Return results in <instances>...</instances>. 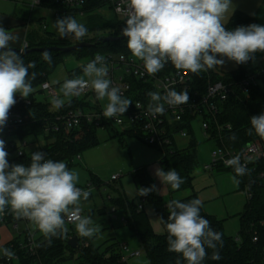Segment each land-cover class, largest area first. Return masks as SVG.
<instances>
[{
  "label": "clouds",
  "instance_id": "9594fccd",
  "mask_svg": "<svg viewBox=\"0 0 264 264\" xmlns=\"http://www.w3.org/2000/svg\"><path fill=\"white\" fill-rule=\"evenodd\" d=\"M38 0H33V6ZM232 0H127L125 27L121 34L126 38L131 54L143 62L149 75L160 72L171 63L176 69L198 74L225 64V59L237 65L255 59L256 53H264V25L250 24L226 28L225 17L233 13ZM60 38L80 40L88 32L87 27L71 15L57 18L53 23ZM19 36L0 26V130L6 126L10 109L17 103V93L27 99L33 92L29 69L35 62L25 64L24 48H12ZM42 58L51 63L47 50ZM106 58L97 54L82 66L83 76L65 79L60 87L64 98L78 97L89 86L97 100L107 99L103 116L106 119L123 115L132 101L124 98L119 87L108 79ZM33 74V78H34ZM84 77H87L85 79ZM148 112L163 114L165 105L176 107L189 101L188 92L167 89L163 95L148 92ZM58 108L64 100L54 98ZM137 107V106H136ZM250 132L264 138V112L249 118ZM5 141L0 139V213L10 207L15 217L27 219L45 237L67 232L66 220L75 225L79 237L91 238L99 232L91 216L81 215L82 200H87L90 190L77 186L79 173L70 170L63 161L48 158L46 152L31 153L28 165L9 163ZM239 175L244 168L235 160H229ZM155 176L162 185L178 190L184 179L176 171L155 168ZM156 185L140 187L138 196L158 192ZM202 201L171 200L167 204V244L171 252L181 254L187 264H202L207 256L206 248L215 249L222 243V234L213 230L210 222L200 214ZM6 256L11 250L4 249ZM213 258H218L214 253ZM179 264V261L177 262Z\"/></svg>",
  "mask_w": 264,
  "mask_h": 264
},
{
  "label": "trees",
  "instance_id": "16d2710c",
  "mask_svg": "<svg viewBox=\"0 0 264 264\" xmlns=\"http://www.w3.org/2000/svg\"><path fill=\"white\" fill-rule=\"evenodd\" d=\"M49 6H52V8L57 7L54 4ZM102 6L103 3L92 0L83 8L86 15L79 18L85 19L83 24L87 27L88 32H97L102 29L111 28L114 30L112 36L120 35L121 30L125 27V21L118 19L116 15L106 18L101 14L94 13ZM253 23H255L253 16L241 10H236L225 26L227 29L232 30L237 26H247ZM101 39L102 37L95 36L86 40L92 42V45L70 51L50 50L48 52L51 54V63L46 62L42 58L44 51H30L23 54L25 64L35 62V66L29 69V79L33 87V92L28 97L31 103L27 104L16 99L17 103L12 109L29 114L32 122L26 127L16 129L15 134L18 137H25L29 134L36 136L40 134L46 135L44 133L43 121L45 120V116H51L52 113L49 110L48 103L36 99L35 94L37 91L42 92L40 89L41 83L48 80L49 73L65 57L75 55L81 58L90 54L94 55L98 48H101L102 54H131L127 48L126 38L109 42H103ZM27 41L28 47L26 49L49 46L68 47L73 45L67 39L60 38L54 32L46 29L43 31H31ZM169 67L173 70L176 69L172 64ZM255 68L249 61L246 64L238 66L233 72L218 73L212 68L201 71L198 74L191 73L193 76L190 90L192 94L195 91L199 95L205 94L209 80L231 84L232 92L227 100L218 103L219 114L217 115L218 124L222 126L230 124L231 126L229 131H224L223 133V141L230 148H241L250 141L257 139L264 149V138L249 131L251 128L249 118L264 112V87L260 85L252 86L249 92H244L240 86V81L248 73L254 71ZM80 70H82V66L71 70L69 74L71 76ZM33 74H35L34 78ZM76 107L85 109L89 108L90 104L85 100L73 99L65 102L60 108L61 111H66L67 109ZM193 117L192 115H188L186 117L187 123L184 124L191 135L189 144L183 149H179L177 146H173V148L166 147V155H161L160 158L161 167L165 171L176 169L184 179V183L176 191H191L189 195L178 199L182 202L199 199L193 187V173L198 166L197 147L199 144L192 131L191 119ZM106 129L114 130L115 128L107 126ZM98 130L99 128L94 124L84 122L81 137L74 138L72 141H64L63 132L49 133L46 137L53 141L46 145L44 151L47 153L48 158L55 161H65L67 165H71L78 154L99 143ZM211 133L217 139L216 132L212 131ZM124 134L139 138L131 132ZM112 136L116 137L118 133ZM216 142H218V139ZM157 149L162 152V149ZM30 159L31 155L25 154L22 157L11 159L9 163L28 165ZM217 169L233 171L237 177L239 186L242 189L247 187L252 195L247 198L243 210L239 214L240 229L235 237L226 234L224 231V220L205 212L202 203L200 209L201 216L210 222L213 230L222 234V243H217L215 249L206 248L207 256L202 261V264H264V156L257 162L256 169H247L243 175L237 174L232 169ZM133 178L138 189L140 187L155 185L146 166L133 172ZM139 198L140 202L143 201V206L147 203L155 210L163 227V233L157 234L154 232L146 211L138 209V204L134 200L126 201L123 198H118L114 201L113 205L115 210L120 209L123 211L127 220L126 225L141 241L142 248L150 264H177L178 261L179 264H187L181 254L171 252L168 249L167 231L163 222L167 221L169 215L167 209L168 203L157 192H152L147 196H139ZM4 212L6 214L5 224L19 223L20 219L14 216L10 207H6ZM161 217H163V221ZM69 236L73 235L66 232L58 236L37 237V254L32 255L21 251L19 260L12 264H34L38 261H41L43 264H72L74 260H77L78 264H124L122 253L124 244H120L115 239H109L100 245H96L91 238L79 237V240L88 242V246L73 248L67 243ZM255 237L257 239H254ZM12 241L19 242L20 240L15 239ZM214 253L218 254V258H213Z\"/></svg>",
  "mask_w": 264,
  "mask_h": 264
},
{
  "label": "built area",
  "instance_id": "2783aa9c",
  "mask_svg": "<svg viewBox=\"0 0 264 264\" xmlns=\"http://www.w3.org/2000/svg\"><path fill=\"white\" fill-rule=\"evenodd\" d=\"M15 1L21 7L31 12L40 8L51 11L56 17L71 15L79 18L86 15L83 8L92 0H38L35 6H33V0ZM95 1L103 3V6H109L120 20L125 21L127 0ZM51 4L56 5L58 8H52V6H49ZM39 19L41 20L39 21ZM28 21H31L30 17ZM37 21L43 29L47 28L43 16H40ZM22 47L24 49L27 48L28 41H25ZM101 55L106 58L109 68L108 75L112 85L119 87L124 98L131 100L132 104H130L123 115H118L110 119H106L103 116L104 107L98 102H89V108L76 107L67 109L66 111H61V106L58 108L55 105V110H50L52 115L45 116V120L43 121L44 133L46 135L49 133L63 132L65 137L64 141H72L74 138L81 137L84 122L94 124L99 129H106L107 126H111L135 134L147 145L162 149V155H166L165 148L177 146L178 138H190V133L184 124L187 123L186 117L192 115L195 118H201V128L205 137L214 141L218 139V142H216L218 143L217 148L211 154V162L203 166L205 170L212 171L216 168L235 170L234 166L227 163L234 158L244 170L256 169L257 162L264 156V149L259 140L254 139L241 148H230L223 141L224 131H229L231 126L230 124L225 126L218 124V103L228 99L232 92L230 83H223L221 81L212 82L209 80L205 94L199 95L197 91L192 94L190 90L191 84L193 83V76L188 70L170 69L169 66L171 63H168L160 72L155 75H149L143 68V62L135 58L132 54L107 53ZM257 85L264 87V65L256 67L254 71L248 73L240 81V86L244 92H249L252 86ZM40 89L48 97L58 98L55 88L48 80L41 83ZM167 89H175L177 92H188L189 101L186 104L176 107L165 105L163 114L151 115L148 112V105L151 101L147 93L151 91L159 92L163 95ZM81 94H94L96 96L90 86ZM15 99L27 104L31 103L29 98H21L19 93L16 94ZM30 122L32 121L30 120L29 114H24L17 109H10L7 124L0 130V139L5 141V149L9 154V161L29 154L28 149L32 142L28 141V136L18 137L15 131L18 128L26 127ZM212 131L216 132L217 139L214 138V135L211 133ZM44 150L45 147L39 151L45 152ZM76 158L81 159V154H78ZM115 178L117 177H112V179ZM84 190H89V187ZM244 191L247 198L251 197L252 194L247 187ZM138 209H143V201L138 204ZM114 211L116 210L114 209ZM5 215V212L0 213V226L5 224ZM20 220L27 223L24 238L19 242L9 241L1 246L0 264H12L18 261L21 251L32 255L37 254L38 238L36 228L30 225L31 222L27 219L20 218ZM121 221L127 223L125 216L121 217ZM66 224L73 223L66 220ZM15 227L18 228V223H15ZM254 239L257 238L255 237ZM82 246H88V242L80 240V247ZM4 249L11 250L14 255L10 257L6 256ZM124 249H127L126 245L123 246ZM132 255H139V252H135ZM123 259L126 260L125 258ZM34 264L43 263L38 261Z\"/></svg>",
  "mask_w": 264,
  "mask_h": 264
},
{
  "label": "rangeland",
  "instance_id": "374dc122",
  "mask_svg": "<svg viewBox=\"0 0 264 264\" xmlns=\"http://www.w3.org/2000/svg\"><path fill=\"white\" fill-rule=\"evenodd\" d=\"M15 6L16 4L12 0H0V13L9 14L14 10ZM26 10L24 13L33 19V27L39 28V30L42 31L44 30L37 21V19L43 15L44 21L47 25L46 30L52 31L56 36L60 37L53 26V23L57 18L61 17H56L51 11L42 10L40 8H37L32 12L28 9ZM94 13L101 14L106 18L115 16L109 6L106 5L100 7ZM77 21L84 23L85 19L77 18ZM113 33V29L107 28L97 32H87V34L80 40L71 38L65 39L76 44L94 38L95 36L105 37L110 36ZM102 52L101 48H98L94 55L90 54L82 56L81 58H78L75 55H68L51 73H49L48 81L55 88L58 98L63 99L64 103L69 100L78 99L92 103L99 102L102 107L106 106L108 102L107 99L105 98L102 101L97 100L94 94H80L78 97L64 98L60 92V87L65 79L83 76L82 70L70 76L69 73L71 70L86 65L92 60L93 56L95 57L97 54H102ZM259 55L260 53H256L254 62L259 60ZM233 67H235V62L225 59L224 65L216 66L213 69L229 70ZM84 78L87 79V77ZM107 78L109 79V75ZM35 96L37 99H43L55 107V104L52 102L54 98L48 97L45 92L37 91ZM191 125L193 135L199 143L197 147L198 166L193 173L194 191L200 195V198L205 200V210L209 214L216 215L219 219L224 220V231L226 234L235 237L240 229L239 214L242 212L247 200L245 191L239 186L237 177L233 171L218 169L207 171L203 168L205 164L211 162V154L216 150L217 143L204 136L200 117H193ZM112 134H114V130L112 129H99V143L85 149L81 153V159L75 158L71 165H67L70 170L79 173V182L77 186L84 189L89 187V190L91 188L94 193V198L82 200L80 207L85 216H91L95 225L101 224L104 221L108 222V213L111 211L112 206H114V201L118 198H123L126 201L134 200L135 203L139 204L140 198L137 194L138 188L133 178V172L141 168L143 164H151L149 173L152 176L156 187L159 189L157 192L158 195H160L165 202L168 203L171 200H175L185 193H191L190 190L184 192L172 190L170 186L162 185L161 181L155 176V168L161 167L160 158L162 152L159 149L147 145L137 137L124 136L121 138L120 136L113 137ZM36 137L42 145L50 142V139L46 138L43 134L29 136L28 141H33ZM176 145L179 149L185 148L187 145V138H179ZM113 175L117 178L112 179ZM144 205H146V209L151 207L147 203ZM101 209L102 211L104 210L102 213L100 212ZM118 214L120 217L121 213L118 212ZM151 215L152 221L157 223L158 216L155 213ZM112 221L116 230H118L120 234L123 233L125 236H119V239L129 243L126 245L127 249L123 250L124 254L127 255L133 247L137 246L136 243H138V239L135 240V238L131 236L128 227L122 226L118 220L113 219ZM30 225L33 224L30 223ZM26 226L27 223L23 220L19 221V230L10 224L8 227L9 234L11 236L19 235V233L22 234L24 229H26ZM66 228L67 232L71 235H78L74 224H66ZM3 231L4 229H0L1 240H4L5 238ZM36 235L38 237L37 230ZM103 237L104 235L100 233V235L94 239V242L97 243L98 240H103ZM140 252L141 259H145V251L140 249ZM128 258L127 264H132L137 256L132 255ZM72 264H78V261L74 260Z\"/></svg>",
  "mask_w": 264,
  "mask_h": 264
},
{
  "label": "crops",
  "instance_id": "0c3cea01",
  "mask_svg": "<svg viewBox=\"0 0 264 264\" xmlns=\"http://www.w3.org/2000/svg\"><path fill=\"white\" fill-rule=\"evenodd\" d=\"M13 2H15L16 6L14 8V10L9 13V14H4V13H0V26L4 27L5 29H8L9 31L17 34L19 36V40L17 43H14V44H11L10 46L12 48H21L24 44L25 41H27V38H28V35L31 31L33 30H39V28H36V27H33L32 26V20L31 21H28V18L29 16L26 15V13H24V11L26 10L25 8L21 7V5H19L15 0H12ZM233 2V5H234V10H233V13L236 11V10H241L251 16H253L255 18V24H259V25H264V0H232ZM27 11V10H26ZM232 13V14H233ZM43 16V15H41ZM231 13H229L226 17H225V24L229 21L230 17H231ZM39 24V22H38ZM40 25V24H39ZM259 60L257 62H254L253 60H250V63L254 66V67H259V66H262L264 65V53H260L259 55ZM238 68V65L235 64V67L229 69V70H223V69H214V71L218 72V73H224V72H233L235 71L236 69ZM35 98L37 99V97L35 96ZM39 101H43V102H46L45 100L43 99H38ZM89 102V101H88ZM48 103V102H47ZM99 103V102H98ZM49 105V110H52L54 111L55 110V107H53V105ZM117 134L118 133V136H120L121 138H123L124 136H128V137H135V136H131V135H128V134H124L126 133L125 131H122L120 129H114V134ZM33 134H29V136H32ZM113 135V134H112ZM36 136V135H34ZM46 137V135H44ZM114 137V136H113ZM47 138V137H46ZM179 139V138H178ZM178 139H177V142H178ZM189 141H190V138H187V145L189 144ZM32 144L31 146L29 147L28 149V152L29 154L33 153V152H36V151H39L40 149L46 147V145L50 142H52V139H50V142H48L47 144L45 145H42L37 137L35 138V140L31 141ZM186 145V146H187ZM65 162V161H64ZM146 166L148 171L150 170V166L151 164H143L141 167H144ZM150 172V171H149ZM114 176V175H113ZM112 176V177H113ZM191 192V191H190ZM90 195L88 198H94V193L92 191V189L90 188ZM198 194V193H197ZM189 195V193H185L183 195H181L180 197H178L177 199L175 200H178L180 198H183L185 196ZM198 197L199 199L202 201L203 203V207H204V211L207 212L205 210V200H203L202 198H200V195L198 194ZM146 205L143 206V209L146 211L147 213V216L150 220V223L153 227V230L155 233L157 234H161L163 233V227L160 223V220H159V217H158V222L155 223L152 221L151 219V214H156L157 213L155 212V210L150 207L148 209H146L145 207ZM114 206H112L111 208V211H109V218H108V222H102L101 224H97L100 226V230L99 232H97L96 234H94L92 237H91V240L93 241L94 244L96 245H100L102 244L103 242L109 240V239H115L116 241H118L120 244H124V245H127L129 244L127 241H122L119 239V236H124V234H120L118 230H116V228L114 227V224H113V219H116L120 222V224L122 226H125V227H128L126 225V223H123L121 221V217L124 216V213L122 210L120 209H116V211H114ZM104 211V210H103ZM102 209H101V213L103 212ZM119 213H121V216L119 217ZM82 215H84L83 212H81ZM208 213V212H207ZM213 215V214H212ZM85 216V215H84ZM158 216V215H157ZM216 216V215H215ZM217 217V216H216ZM10 225V224H9ZM8 224H4L2 226H0V229H4L3 233H4V240H1V233H0V250H1V246L4 245L5 243L9 242V241H12V240H15V239H18V240H23L24 238V232L26 229H24V232L21 234L19 233V235H16V236H11L9 233V230H8V227H9ZM15 227V224H12ZM18 227H19V223H18ZM33 227H35L33 225ZM27 228V226H26ZM16 229H20L19 228H16ZM129 231H130V234L133 238L138 239V243L136 247H133L130 252H128V254H124L123 250H122V253H123V258H125L126 260L123 259L124 261V264H127V261H128V257L129 256H132L133 253L135 252H139V255H134V256H137V258L134 259L133 263L132 264H150L147 256H145V259H141V252H140V249L144 250L142 248V245H141V241L139 240V238L133 234V232L130 230V228L128 227ZM37 230V229H35ZM38 231V230H37ZM103 234L104 235V239L103 240H98L97 243L94 242V239H96L99 235ZM41 237H45L42 233H40L38 231V238H41ZM125 237V236H124Z\"/></svg>",
  "mask_w": 264,
  "mask_h": 264
},
{
  "label": "water",
  "instance_id": "95a60500",
  "mask_svg": "<svg viewBox=\"0 0 264 264\" xmlns=\"http://www.w3.org/2000/svg\"><path fill=\"white\" fill-rule=\"evenodd\" d=\"M125 38L122 34L118 35V36H105L102 37V41L103 42H109V41H116V40H120ZM92 42L89 41H83L80 43H76L73 44L71 46L68 47H56V46H49V47H37V48H30V49H24V53H28L30 51H50V50H60V51H70L73 49H77V48H81V47H85V46H90L92 45ZM19 51L20 48H15ZM67 243L73 247V248H80V240H79V236L78 235H73L72 237H70L67 241Z\"/></svg>",
  "mask_w": 264,
  "mask_h": 264
}]
</instances>
